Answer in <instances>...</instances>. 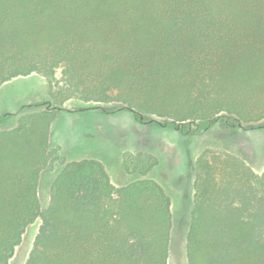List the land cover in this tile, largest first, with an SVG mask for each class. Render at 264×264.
Segmentation results:
<instances>
[{
    "label": "trees",
    "instance_id": "1",
    "mask_svg": "<svg viewBox=\"0 0 264 264\" xmlns=\"http://www.w3.org/2000/svg\"><path fill=\"white\" fill-rule=\"evenodd\" d=\"M31 73L60 102L260 124L264 0H0V85ZM47 123L0 130V264L38 219L24 264H168L171 201L151 179L115 186L101 162L62 158L41 207L40 171L58 157ZM230 158L200 163L187 264H264V172Z\"/></svg>",
    "mask_w": 264,
    "mask_h": 264
},
{
    "label": "rangeland",
    "instance_id": "2",
    "mask_svg": "<svg viewBox=\"0 0 264 264\" xmlns=\"http://www.w3.org/2000/svg\"><path fill=\"white\" fill-rule=\"evenodd\" d=\"M221 114L203 125L199 120L178 123L168 117L144 115L120 102L74 97L60 102L49 95L45 79L37 73L17 76L0 85V130L31 124L41 116L49 124L48 147L57 148L58 157L40 171L41 207L49 203L50 187L62 167V158L66 162H101L115 186L151 179L171 201L168 264H187L186 236L193 200L201 187L197 178L200 163L218 172L233 156L253 172H264V118L260 124H248ZM149 155L155 162L142 174ZM39 223L35 220L26 228L9 264L25 263Z\"/></svg>",
    "mask_w": 264,
    "mask_h": 264
}]
</instances>
